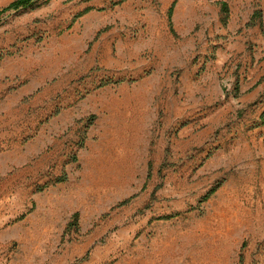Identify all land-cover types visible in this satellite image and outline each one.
<instances>
[{"label":"rangeland","instance_id":"1","mask_svg":"<svg viewBox=\"0 0 264 264\" xmlns=\"http://www.w3.org/2000/svg\"><path fill=\"white\" fill-rule=\"evenodd\" d=\"M0 264H264V0L2 15Z\"/></svg>","mask_w":264,"mask_h":264},{"label":"trees","instance_id":"2","mask_svg":"<svg viewBox=\"0 0 264 264\" xmlns=\"http://www.w3.org/2000/svg\"><path fill=\"white\" fill-rule=\"evenodd\" d=\"M35 0H15L13 1L12 3H10L8 6H6L5 8H2L0 10V19H1V16L4 15L5 13L7 12H10V11H18L20 9H26V8H29L33 5ZM174 5H175V2L170 6L169 10H168V17L169 19H171V16H172V12H173V8H174ZM220 6H221V13H222V22H226L227 19H228V6L226 3H220ZM90 9H86L82 14H85L87 12H89ZM255 18L256 19H259L260 18V15L259 14H256L254 16V18L252 19V25L255 24ZM170 31L172 33H174L172 27H171V24H170ZM75 160V159H74ZM66 181V176L63 175L62 177H60L58 180H57V183H63ZM218 186L212 188L204 197H203V200L204 201H207L214 193L215 191L217 190ZM125 203H127V201L125 202H122L121 205H124ZM169 218H172V217H161L160 219H164V220H167ZM77 219H78V214H74L73 216V221H74V224L77 223Z\"/></svg>","mask_w":264,"mask_h":264}]
</instances>
